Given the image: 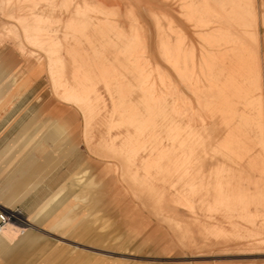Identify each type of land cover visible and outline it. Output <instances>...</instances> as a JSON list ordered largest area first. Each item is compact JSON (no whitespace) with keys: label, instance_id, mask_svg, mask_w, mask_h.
<instances>
[{"label":"rangeland","instance_id":"rangeland-1","mask_svg":"<svg viewBox=\"0 0 264 264\" xmlns=\"http://www.w3.org/2000/svg\"><path fill=\"white\" fill-rule=\"evenodd\" d=\"M53 1L39 0L20 13L38 19L36 7L48 8ZM171 1L191 30L217 29L214 37L198 35L204 54V47L233 46L229 55L212 59L214 65H225L233 57V70L225 69L219 76L232 79V100L226 99V86L210 85V58L199 65L207 88L201 85L188 42L191 48L183 55V68L174 67L173 72L182 88L197 97L196 109L162 70L154 71L158 86L147 80L141 86L151 97L146 110H160L171 99L170 120L184 121V128L163 133L159 126L167 118L160 117L151 132L115 136L111 131L124 124L114 128L111 115L108 132L93 133L104 127L100 115L106 110L94 90L82 97L62 88L87 115L83 134L73 133V124L65 120H52L49 103H41V109L24 103L23 117L17 112L10 119L8 138L2 140L0 134V203L25 216L21 229L11 228L23 234L0 245V264H264V119L261 98L256 97L260 89L253 54L258 45L255 0ZM1 6L0 2L3 15ZM76 9L80 14L79 5ZM113 17L105 13L107 23ZM129 19L133 33L139 34L141 27L132 13ZM46 24L43 33L50 29ZM226 31H233V37L226 39ZM15 32L12 24L0 26V36L14 38ZM45 55L49 61L58 56ZM137 61L145 62L144 54ZM116 81L101 83L111 98ZM215 117L222 128L234 124L235 129L212 145L213 135L206 131ZM82 141L87 149H74ZM71 155L88 159V164L78 166L52 189L51 173Z\"/></svg>","mask_w":264,"mask_h":264},{"label":"crops","instance_id":"crops-1","mask_svg":"<svg viewBox=\"0 0 264 264\" xmlns=\"http://www.w3.org/2000/svg\"><path fill=\"white\" fill-rule=\"evenodd\" d=\"M8 1L11 3L7 6ZM38 1L0 0L3 14H0V26L5 23L12 24L16 31L14 38L5 34L0 36L2 140L8 138L13 128L10 126L11 117L17 112L19 118L23 117L21 108L24 103H31L36 109H39L38 105L41 109V103H49L48 115L52 120L58 122L65 120V123L73 124V133H85L84 122L87 115L69 100L70 95L64 94L62 88L74 90L82 97L94 90L103 99L106 110L100 115V121L105 125L93 133H107L106 123L109 122L111 115L114 128L124 124L120 129L111 131L115 136L118 134L132 136L139 131L151 132L154 123H159L160 117L167 118V121L161 122L159 126L163 133H168L176 127L184 128V121L170 120L173 116L170 108L171 99H167V105L160 110H146L144 104L148 103L151 97L141 91V86L146 80L148 84L158 86L154 71L162 70L169 75L173 85L193 102L196 109L197 97L191 96L182 88L177 75L173 72L174 67L183 68V55L191 48L188 42L192 43L195 76L199 77L201 85L207 88V83L198 74L199 65L203 67L207 58H210L212 71L210 85L217 88L226 86V99L232 100L233 88L228 89L233 85L232 79L219 78V76L225 69L227 72L233 70V57H228L225 65L223 61L214 65L212 59H218L224 53L229 55L233 46L220 50L204 47V54L200 49L203 45L198 40V35L214 37L217 29L211 27L205 30H191L180 17V10L175 1L54 0L48 8L45 4L36 7L35 14L38 15V19L20 13L31 9ZM85 3L94 7L99 13L86 10ZM255 4L258 13V45L253 54L258 69L257 87L260 89L256 97L261 98L264 119V27L261 24L264 0H255ZM77 5L80 6V14L77 13ZM106 12L114 15L111 23H107L105 19ZM129 13L135 16L141 27L139 34L132 31L133 22L129 19ZM153 14L157 17V21ZM170 18L174 25L173 33L169 31ZM47 22L50 29L47 33H43L42 30L48 27ZM221 36L223 37V34ZM225 37L232 38L233 31H226ZM180 42L185 44L180 45ZM47 52H55L58 56L55 60L49 61L45 55ZM142 54L146 61L138 62L137 57ZM111 79L117 80L112 84V98L101 84ZM159 96L157 90L154 97ZM210 100L213 101V96ZM31 105L29 104V107ZM234 129V124L228 129L222 128L218 117H215V120L207 125L206 132L213 135L212 145H217L223 135L233 133ZM119 144L121 146V143ZM119 144L116 143V148ZM77 148L87 149L83 141L81 145L74 147ZM88 161V159L81 160L76 155L68 156L61 161L58 164L60 168L58 167L50 175L52 189L57 188V183L67 181L78 166L88 164ZM0 206L10 208L2 203ZM21 234L23 233L17 234L6 226L2 227L0 245L10 244Z\"/></svg>","mask_w":264,"mask_h":264},{"label":"built area","instance_id":"built-area-1","mask_svg":"<svg viewBox=\"0 0 264 264\" xmlns=\"http://www.w3.org/2000/svg\"><path fill=\"white\" fill-rule=\"evenodd\" d=\"M17 211L18 209L7 210L0 208V230L9 222L15 224L20 223V220L17 218Z\"/></svg>","mask_w":264,"mask_h":264},{"label":"bare ground","instance_id":"bare-ground-1","mask_svg":"<svg viewBox=\"0 0 264 264\" xmlns=\"http://www.w3.org/2000/svg\"><path fill=\"white\" fill-rule=\"evenodd\" d=\"M22 8V7H21ZM50 39V38H49ZM51 43V42H50ZM49 47V46H48ZM0 208H2V209H7V210H12L11 208H5V207H3V206H0ZM17 216L20 218V223L19 224H15V223H7L5 226H6V228L7 229H15V230H17V229H21L22 227H23V225H24V221H25V216H24V214L22 213V212H20V211H17ZM36 239V238H35Z\"/></svg>","mask_w":264,"mask_h":264}]
</instances>
